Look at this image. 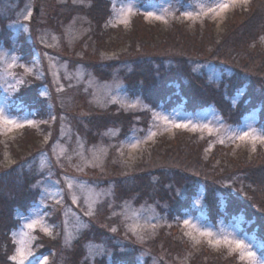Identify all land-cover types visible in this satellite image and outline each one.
<instances>
[{"label": "rangeland", "instance_id": "374dc122", "mask_svg": "<svg viewBox=\"0 0 264 264\" xmlns=\"http://www.w3.org/2000/svg\"><path fill=\"white\" fill-rule=\"evenodd\" d=\"M216 2L227 0H106L108 13L103 25L106 31L110 29V40L115 43L103 44L96 42V24L87 12H83L92 0H0V109H4L10 119L24 125L20 128L0 127L3 145L0 193L3 187H22L25 182L30 184L29 192H36L34 200L25 206L26 210L16 209L15 214L21 222L12 231L14 247L12 253H8L11 257L17 254V249H23L28 257L23 261L19 257L16 260L8 258L9 262L114 264L112 253L116 250L122 258H133L129 262L132 264H192L193 249L202 246L204 250L213 249L211 255L215 257L222 251L223 264H252L247 259L240 260L238 252L229 254L230 249L224 244H208V239L228 237L242 239L251 245L257 264H264L261 242L250 226L251 223L264 224V208L260 206L263 197L252 202L250 214L239 212L234 221L227 222L220 217L218 222L212 223L206 220L200 207L204 193L202 184L194 198L196 212L190 211L171 222L163 212L168 203L162 198L163 177L151 171L153 163L141 164L149 162L146 155L152 153L151 145L160 135L171 137L181 130L213 137L205 144L207 153L221 143L231 145L235 155H250L260 150L264 157V145L259 142L253 144L251 139H232L234 134L250 129L264 134V126L256 122L257 109H249L233 123V120H226L215 106L205 105L191 112L181 103L175 107L160 105L155 108L146 104L140 95H132L127 90L126 79L134 76L136 65V59L131 57H138L137 60L144 65L150 66L151 62L159 67L153 55L163 47L159 45L163 42L162 34L173 30L174 24H181L178 30L185 26L191 32L207 25L220 42L227 25H232L231 21L237 18V9L248 6L236 5L220 15L212 13L196 19L183 15L185 12L196 15L202 7L206 10ZM260 4L263 6L264 0ZM29 12L30 18L25 20ZM125 13L127 24L120 22ZM146 13L153 15L147 16ZM138 14L142 16V24L155 33L154 40L149 38L148 41L146 31L137 29L134 17ZM123 35L127 42L136 35L138 48L135 53L127 52L131 47L123 43ZM260 36L264 44V32ZM201 39L204 41L203 37ZM24 41L32 48L29 57L22 55ZM139 47L145 50L136 52ZM161 56H166L162 60L167 65H176L170 53ZM210 57H199L187 65L193 72L202 73V69L207 72L208 81H217L223 69L232 71L212 62H224L230 67L234 64L232 54L224 55L222 51L221 55L216 53ZM180 59L182 61V57L177 61ZM179 63L185 64L183 61ZM28 82L29 93L21 97V89ZM241 93L233 97V106ZM102 110L112 120L125 116L132 122L125 126L126 130L118 125L99 126L96 113ZM161 116L168 117L169 122L159 119ZM27 120L33 124L28 125ZM175 124H187L188 127L177 128ZM193 125H196L195 129ZM35 140L38 149H32L36 152L25 158ZM133 144H136L135 148ZM11 145H15L23 159L19 160V156L12 152ZM160 166L165 173L166 168ZM247 174L238 171L240 181L245 180ZM220 182L223 188L233 185L232 181ZM248 185L254 190L253 183ZM231 190L240 191L241 197L243 191H248L241 186ZM223 192L229 194L228 189ZM20 193H17L19 198ZM185 219L201 230L210 231L212 236L205 238L190 226H184ZM33 220L37 221L36 226L28 228ZM164 224L169 228L163 236ZM44 228H48L51 235L45 234ZM171 229L181 231L184 244H189L191 250L184 251L178 244L167 241ZM37 230L56 242L55 245L52 243V252L37 255L34 247ZM186 232H191L196 239L186 236ZM176 248L180 250L176 251Z\"/></svg>", "mask_w": 264, "mask_h": 264}, {"label": "trees", "instance_id": "16d2710c", "mask_svg": "<svg viewBox=\"0 0 264 264\" xmlns=\"http://www.w3.org/2000/svg\"><path fill=\"white\" fill-rule=\"evenodd\" d=\"M105 1L92 0L90 6L83 12H87L92 22L96 24L94 30L96 42L112 44L113 42L115 43V40H110L109 34L112 32L109 28L106 31L103 25L105 23L103 22L105 15L108 13ZM261 1L263 0H250L247 7L237 9V18L231 21L232 25H227L228 29L220 36L222 38L220 42L216 41V36L210 32V28L207 25L202 28L198 27V30L191 32L190 28H185V26L183 27L184 29L178 30L181 24H174L171 27L174 28L173 30L169 29L168 32L162 34L163 42L159 45L163 47L158 49L159 53L153 55L157 59L159 67L156 68L151 62L150 66L144 65L140 62L141 60H137L138 57H131L136 59V65L134 76L131 75L128 79L126 74L129 93L135 96L140 95L146 104L155 108L160 105L165 108L175 107L181 103L186 110L191 112L199 110L205 105L215 106L226 120H233V123L249 109L253 110L256 108L258 111L256 122L258 125L264 126V44H262L260 36L264 32V5L261 6ZM255 8L260 9L254 10ZM134 20H136L137 29H141L142 32H144L143 30L146 31L144 33L148 35V41L149 38L155 39V33L150 30L151 28L147 29V26L142 24L143 20L140 14L136 15ZM140 34L143 35V33ZM133 36L129 39V42L125 39V35H123L122 39V41L124 40L123 43L131 47L127 50L131 54L135 53V48H138L136 47L138 46L136 45L137 42H135L136 35ZM201 37H203L204 41H202ZM27 43L24 41L25 45H21L22 55L25 54V57H29L32 51L30 45L26 46ZM138 50L143 51L145 48L139 47L136 52ZM222 51L224 55L225 53L232 54L234 66L224 65L222 61V63L212 61L232 70L228 72L223 69L221 77L217 81L213 79L208 81L207 72L203 69L202 73L193 72L192 67L187 65V63L191 64V61H197L199 57H210L216 53L221 55ZM167 53H170L172 59H175L176 65H167V62L162 60L166 56L161 55H167ZM142 54L140 53L139 55ZM178 57H182V61L185 64L179 63V61H182L181 59L177 61ZM29 86V82L23 86L21 97L29 93ZM238 93H241V97L233 106L231 101ZM103 111L105 110L96 113V121L99 126L118 125L125 129V126L132 122L130 117L126 118L125 116L112 120ZM159 137L151 145L152 153L146 155L150 159L149 162L141 164L142 166L143 164L148 166L153 163L154 169H151V171L163 177L161 190L164 193L162 198H166L168 202L163 212L166 213L169 221L175 222L190 211L196 212L194 198L198 193V186H202V184L204 193L200 207L206 214V220L212 223L218 222L217 219L220 217H223L227 222L234 221L239 212L250 214L252 209L250 206L259 196L263 197V200L260 201V206L264 208L263 152L260 153L259 150L250 155L248 153L246 155H235L231 151V145L218 143L212 152L207 153L205 144L213 137L204 134L200 135L197 132L189 133L187 130H181L171 137L167 135H160ZM0 145V155H2L3 145L1 141ZM38 146L36 140L32 142V146L28 149L31 151L25 158L36 152L32 151V149L36 150ZM11 150L19 156L15 145H11ZM23 158L19 156V160ZM161 164L166 168L165 173L160 166ZM238 171L244 174L248 173L244 176L245 180L240 181L241 178L238 175ZM32 180H29V182ZM220 181L223 184L226 181H232L233 185L223 188L220 185ZM26 183L22 187L12 185L1 189L0 264H16L12 261L9 262L8 259L14 247V241H12L11 237L12 231L21 222L15 212L17 208L25 209L26 205L29 206L35 198L33 194L36 193L32 192V190L29 192L30 184L27 185ZM249 183L254 184V190L248 188ZM238 186L248 189L249 192L245 190V193L243 191L244 196L241 197L240 191L235 193L231 190L232 187L238 188ZM223 189H228L229 194H224ZM179 190H182V192H179ZM18 192H21L20 195L22 196L20 198L17 197ZM250 226L252 227L251 231L254 232L261 242L262 248L260 251L262 253L264 252V224L251 223ZM167 228H169V225L164 224L163 236L164 232H167ZM168 234H170V240L167 241L175 245L178 244V247L180 249L183 248L184 251L191 250L192 247L189 244H184L185 241L183 242L180 230L176 229L173 231L171 229ZM159 239L156 240L159 241ZM34 240L37 255L47 253V251L48 253L52 252L54 248L52 243L54 245L56 243L50 236L46 237L44 233H40L38 230ZM175 250L178 251L177 248ZM212 250L211 248L204 250L202 246L193 249L192 264H223L224 258L222 256L224 253L219 251V255L215 257V255H211L213 253ZM9 252L10 254L8 255ZM112 256H114V264L118 262L119 264H132L129 262L133 258H122L119 251L114 250ZM101 257L108 259L106 256Z\"/></svg>", "mask_w": 264, "mask_h": 264}, {"label": "snow or ice", "instance_id": "6c2138e0", "mask_svg": "<svg viewBox=\"0 0 264 264\" xmlns=\"http://www.w3.org/2000/svg\"><path fill=\"white\" fill-rule=\"evenodd\" d=\"M249 3V0H227V2H216L213 3L211 7H208L206 10L202 7L201 12L193 15L191 12H185L183 13L184 16L186 17H191L192 19H196L198 16H208L209 14L215 13L216 15H220L223 13L225 10L229 9L230 7L240 5V6H246ZM131 11V9H129ZM31 13L29 12L28 15L24 17L25 20H28L30 18ZM147 16H152V13H146ZM160 17H157L159 19ZM121 23L127 24L128 19H127V13L124 14V18L120 21ZM11 67V65H9ZM25 71H30V69H25ZM20 83H23V81H20ZM130 107H134L135 105H129ZM159 119L164 120L166 122H169L168 117L161 116ZM26 123L28 125H32L33 121L27 120ZM12 126L16 128L23 127L24 125L18 124L14 119H10L8 116L5 115L4 109H0V127L3 126ZM175 127L181 128V127H188L187 124H175ZM193 129H195L196 125L192 126ZM201 127H208L207 125H202ZM211 131V129H209ZM47 139V138H46ZM232 139L240 140V141H245L251 139L253 144L259 142L261 145H264V134H258L255 129H250L249 131H243L240 132L239 134H234ZM223 142V141H221ZM133 148L136 147V144L132 145ZM60 201H58L59 203ZM75 203V200H73ZM37 224V221L33 220L31 223L27 225L28 228H34ZM183 225L184 226H190L192 229L196 230L199 232L200 236H203L205 238H208L212 236V233L208 230H201L200 228L197 227L196 224L191 223L188 219L183 220ZM115 231V228L112 229ZM43 231L47 235H51V232L48 228H44ZM186 236H189L193 240L196 238L192 236L191 232H186ZM208 244L209 245H220L224 244L230 249L231 252H238L239 253V259L240 260H249L252 262V264H257L256 262V253L252 251V246L249 244H246L242 239H229L228 237H224L223 239H216V240H211L208 239ZM17 257L21 261L26 260L28 257V253H26L23 249H17V254L9 257L10 260H16Z\"/></svg>", "mask_w": 264, "mask_h": 264}]
</instances>
